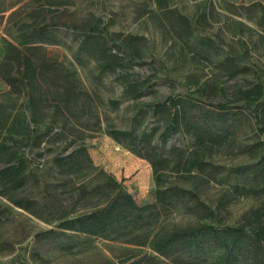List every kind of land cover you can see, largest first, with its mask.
<instances>
[{"label": "trees", "instance_id": "1", "mask_svg": "<svg viewBox=\"0 0 264 264\" xmlns=\"http://www.w3.org/2000/svg\"><path fill=\"white\" fill-rule=\"evenodd\" d=\"M21 1L22 4L6 18L9 23L13 21L18 42L2 38L0 47V81L12 92L21 95L24 104V112L12 116L6 114L4 106L0 105V217L2 213L10 215V225L19 228L25 236L24 225L15 220L14 209L53 224L36 237L57 245L66 233L104 237L117 228H126L127 224L143 220L157 208H179L192 216L194 222L168 229L161 227L144 235H132L124 240L126 244L149 251L126 248L117 256V262L104 260L100 264H191L184 255L202 246L213 247L220 252L218 264H231L235 253L247 239L251 240L252 256L249 259L254 263L260 243L264 241V140L261 137L264 134V77L250 87H238L234 100H219L211 105L213 108L205 107L193 96L168 95L148 105L149 114L157 123L150 128L137 130L129 126L119 129L107 125L105 133L112 140L126 145L131 153L150 165L155 185L154 201L138 204L110 173L100 169L103 179L95 177L91 182H79L78 186L75 185L77 193L68 204L69 210L63 208L57 211L56 217L53 213L49 214L53 216L48 219L44 213L48 206L45 199L26 193L28 185L33 179L37 182V178L24 151L26 148L40 149L44 141H49L45 139L47 130L42 128L47 121L44 114L50 112V121L56 124L62 108L72 110L81 92L74 87L76 78L71 79L72 73L63 67L59 70L57 83L59 65L47 56L45 45L57 43L53 34L58 28L81 31L83 39L79 43V51L95 61L99 76L116 74L122 59L117 53H112L110 40L101 36L99 21L91 26L95 21L91 12L81 20H72L76 10H70L72 4L68 0ZM156 2L162 14L167 19H173L171 27L178 36L189 39L193 30L187 18L171 10L165 0ZM132 48V55H138L137 46ZM217 65L228 78L234 77L241 69L228 56L218 61ZM121 80L124 82L123 98L141 95V82L126 77ZM207 89L219 98L225 94L223 87L208 86ZM204 91L206 89L201 88L197 93ZM120 102L121 99L110 100L114 107ZM252 104L256 113L254 118L248 116V122L254 121V136L245 144L236 142L237 127ZM25 111L29 118H26ZM175 134L188 136L191 146L186 149L173 146L166 154L157 151L155 140L164 145ZM224 147H235L249 161L229 166L217 163L213 158ZM62 149L66 153H57L52 162L57 174L67 178L57 183L69 182L78 177L83 169L95 168L82 142H69ZM171 173L175 175V180H169ZM248 177L253 181L251 184H239L240 179ZM181 182L187 187L180 185ZM210 182L226 185L228 189L225 191L229 195L251 197L256 204L245 210L234 224H227L228 194H221L214 204L200 198V187ZM76 204L82 207L77 213L74 210ZM14 245L10 237L0 239V254L11 252ZM30 257L46 264V260L35 252ZM262 261L261 264H264Z\"/></svg>", "mask_w": 264, "mask_h": 264}, {"label": "rangeland", "instance_id": "2", "mask_svg": "<svg viewBox=\"0 0 264 264\" xmlns=\"http://www.w3.org/2000/svg\"><path fill=\"white\" fill-rule=\"evenodd\" d=\"M165 1L171 10L186 17L191 24L193 35L189 39L178 36L171 27L173 19H167L162 14L156 0H68L72 4L70 10H76L71 19L81 20L91 12L95 17L91 26L99 21L101 36L110 40L112 53H117L122 60L119 61L116 74L99 76L95 61L79 51V43L83 39L81 31L58 28L53 34L57 43L45 45L47 56L59 65L57 83L61 73L59 70L63 67L72 73L71 79L76 78L74 87L81 92L72 110L62 108L63 112L57 116L56 124L50 121V112L44 114L47 121L42 128L47 130L45 139L49 141H44L40 149L26 148L24 151L37 178V182L33 179L28 185L26 193L45 199L48 205L44 211L48 215L46 218L56 217L57 211L63 208L69 210L71 197L77 193L75 185L91 182L95 177L103 179L100 169L110 173L138 204L152 203L155 185L150 165L131 153L126 145L112 140L105 133L106 126L112 125L119 129L132 126L137 130L150 128L157 123L150 116L148 105L168 95L193 96L205 107L213 108L211 105L219 100H234V92L238 87H250L264 77V0ZM21 4V0H0V11L4 10L0 12V47L2 38L18 42L13 21L9 23L6 18ZM133 46H137L138 55H132ZM226 56L241 68L232 78H228L217 65ZM123 77L141 82L139 97H122ZM208 86L225 88L224 96L219 98L211 94ZM201 88L206 91L197 93ZM117 99H121V102L114 107L110 100ZM0 105L4 106L9 116L24 112L22 96L12 92L1 81ZM255 110L254 104L246 109L245 119L237 127L236 142L245 144L254 136V121L249 123L248 116L254 118ZM25 116L29 118L27 111ZM261 137L264 140V134ZM69 142H82L95 168L83 169L78 177L69 182L57 183L67 177L57 174L52 158L59 152L65 154L62 148ZM154 143L158 147L157 151L164 154L173 146L184 149L191 146V140L183 134L173 135L164 145L157 140ZM213 160L227 166L249 161L235 147H224ZM168 176L169 180H175L174 174ZM238 182L248 186L253 181L248 177ZM58 184L61 185L57 187ZM180 185L187 187L184 182ZM227 189L223 184L204 183L200 187V198L214 204L221 194L229 195L225 191ZM228 198L226 209L229 213L225 215L227 224H234L245 210L256 204L251 197L229 195ZM81 208L80 204L74 205L76 213ZM14 210L15 220L23 223L27 236L19 228L10 225V215L2 213L0 239L10 237L15 244L11 252L0 254V263L3 264H41L30 257L32 252L45 259L46 264H100L104 260L117 262V256L126 248L149 251L126 244L124 240L130 239L132 235H144L161 227L168 229L194 222L192 216L179 208H157L143 220L127 224L126 228H117L104 237L66 233L60 243L53 245L36 237V234L53 224L21 210ZM250 244L251 240L247 239L235 253L231 264L263 262L264 241L260 243L254 263L249 259L252 256ZM184 256L191 264H218L220 252L213 247L202 246Z\"/></svg>", "mask_w": 264, "mask_h": 264}]
</instances>
